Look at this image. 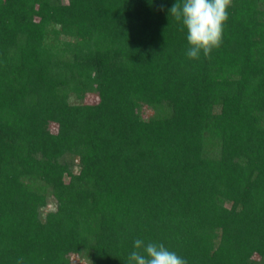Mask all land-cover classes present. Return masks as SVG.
<instances>
[{"label":"trees","instance_id":"obj_1","mask_svg":"<svg viewBox=\"0 0 264 264\" xmlns=\"http://www.w3.org/2000/svg\"><path fill=\"white\" fill-rule=\"evenodd\" d=\"M176 2L0 0V264H264V0L199 59Z\"/></svg>","mask_w":264,"mask_h":264},{"label":"clouds","instance_id":"obj_2","mask_svg":"<svg viewBox=\"0 0 264 264\" xmlns=\"http://www.w3.org/2000/svg\"><path fill=\"white\" fill-rule=\"evenodd\" d=\"M232 0H182L169 9L170 15L181 22L182 31L186 30L189 45L186 55L190 59H199L201 54L210 58L213 49L223 42V29ZM134 250L127 258V264H187V261L175 251L169 250L163 243L145 242L136 239ZM23 264V258L17 260Z\"/></svg>","mask_w":264,"mask_h":264},{"label":"rangeland","instance_id":"obj_3","mask_svg":"<svg viewBox=\"0 0 264 264\" xmlns=\"http://www.w3.org/2000/svg\"><path fill=\"white\" fill-rule=\"evenodd\" d=\"M62 2H65V0H61ZM96 100V97L94 94H86L83 98V101H86V102H95ZM145 109V108H144ZM143 109V110H144ZM148 114V111L146 110V112H143V115L146 116ZM55 126L52 128V131L54 130ZM53 207V202L52 201H49L47 203V207L46 209L48 208H52ZM70 264H86L85 263V260H82L81 258H79L78 256L76 255H72L70 257Z\"/></svg>","mask_w":264,"mask_h":264}]
</instances>
